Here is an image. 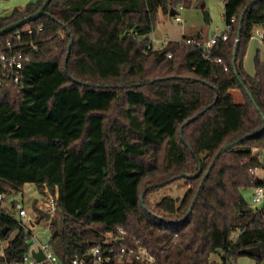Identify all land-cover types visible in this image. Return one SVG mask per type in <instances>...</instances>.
Masks as SVG:
<instances>
[{
    "label": "trees",
    "instance_id": "obj_1",
    "mask_svg": "<svg viewBox=\"0 0 264 264\" xmlns=\"http://www.w3.org/2000/svg\"><path fill=\"white\" fill-rule=\"evenodd\" d=\"M45 1L0 16V29ZM223 1L234 28L210 48L185 43L204 40L198 34L148 49L158 12L184 0H51L37 19L0 36L2 46L18 30L43 27L21 81L0 86V193L35 183L32 209L42 224L44 188H58L50 243L65 264L121 228L158 264H230L255 246L260 256L251 257L264 264V205L245 197L264 185L252 173L264 175L253 150L264 149V61L257 54L254 76L244 66L264 26V0ZM180 180L181 198L151 200ZM12 214L0 206V242L17 230L0 264H24L31 247Z\"/></svg>",
    "mask_w": 264,
    "mask_h": 264
},
{
    "label": "built area",
    "instance_id": "obj_2",
    "mask_svg": "<svg viewBox=\"0 0 264 264\" xmlns=\"http://www.w3.org/2000/svg\"><path fill=\"white\" fill-rule=\"evenodd\" d=\"M179 6L177 10L182 9ZM175 18L180 20V15L177 12ZM235 17L231 18V22L227 23V28L220 34L214 35L210 41L199 40L196 38H187L185 43L194 44L196 46L212 47L218 38L223 41L228 39V34L234 28ZM43 31V27L35 30L32 27H25L23 30L16 31L9 37L5 43L0 46V86L8 84H18L21 81L25 64L31 60L32 56L40 51L38 35ZM258 35L264 37V30L258 32ZM148 49L158 50L153 43L148 46ZM220 61V59H218ZM255 154L261 160L264 159V149L255 147ZM257 170H252L256 173ZM259 177L264 178L263 171ZM4 199V195L0 193V201ZM252 201L255 205H264V185H258L254 188ZM41 212L49 215L47 220L48 229L52 230V221L59 217V191L56 188L52 192L48 186L44 188V196L42 203L39 205ZM17 222L30 234L31 245L37 243V247L32 251H27L23 256L24 264H65L57 252L53 249L50 242H42L38 239L39 231L36 227L39 225L37 215L31 214L24 201L17 202L12 214ZM3 243L0 242V250H3ZM41 251L44 258L39 261L34 256V252ZM68 264H158L157 257L146 248L140 239H133L128 242L127 232L124 229H119V234L114 231L107 232L103 242L93 246L84 255L74 256Z\"/></svg>",
    "mask_w": 264,
    "mask_h": 264
},
{
    "label": "rangeland",
    "instance_id": "obj_3",
    "mask_svg": "<svg viewBox=\"0 0 264 264\" xmlns=\"http://www.w3.org/2000/svg\"><path fill=\"white\" fill-rule=\"evenodd\" d=\"M35 0H0V16L10 13L14 8L25 6L28 2ZM183 8L179 10L180 20H177L175 15L165 13L160 10L157 15V20L153 31L148 35L151 41L157 48H161L165 43L171 40L182 41L184 36L201 34L206 41H210L215 32H222L227 28V22L224 18V1L223 0H184ZM209 11L210 19L206 16L205 11ZM255 32V31H254ZM261 58V57H260ZM235 99L237 102L243 101L241 91L235 90ZM261 170H257L256 174L260 175ZM187 190L186 181L180 180L162 187L159 191L151 194L152 201L160 199L166 194H171L176 198H181ZM39 188L35 183L24 184L22 190L18 193L5 195L0 201L2 207H7L14 212L12 208L13 202L24 201L31 214L35 215L32 209V202L40 198ZM254 189L247 190L245 197L257 207L252 201ZM42 199L39 201V205ZM261 207V205H258ZM39 231L38 239L42 242H50L52 237L51 230L48 229L47 223L39 224L35 231ZM17 233L16 229L11 230L9 236L4 240V244ZM37 247V243L33 242L29 251ZM230 264H256L253 257L249 255H240L232 258Z\"/></svg>",
    "mask_w": 264,
    "mask_h": 264
},
{
    "label": "water",
    "instance_id": "obj_4",
    "mask_svg": "<svg viewBox=\"0 0 264 264\" xmlns=\"http://www.w3.org/2000/svg\"><path fill=\"white\" fill-rule=\"evenodd\" d=\"M50 2H51V0H46L38 11L30 14L27 17H24V18H22V19H20L18 21H15V22H13V23L1 28L0 29V36L4 35L6 33H9L11 31H13L14 29L22 27V26L28 24L29 22L37 19L39 16H41L43 13H45V9H46L47 5ZM176 13H177V9L172 7L171 11H170V14L174 15ZM205 13H206V16L208 17V19H210L209 18L210 17L209 11L206 10ZM239 35H240V33H239ZM198 116H199V114H196L193 119H196ZM182 135H183V132H182ZM228 147L223 148L222 151L226 150ZM183 176H187V175L183 174L182 177ZM164 184H165V182H163L161 185H164ZM192 208H193V204H192V206L190 208V211L192 210ZM60 211H62L61 207H60ZM64 225H65V218L62 216L59 219V230H63L64 229ZM7 231H8V228L7 227L4 228L3 235H5L7 233ZM239 253L242 254V255L257 256L258 257V256H260V248L258 246L250 247V248H244V249L240 250ZM34 256L37 257V259L39 261H41L44 258V255H43V253L41 251H38V252L35 251L34 252Z\"/></svg>",
    "mask_w": 264,
    "mask_h": 264
},
{
    "label": "crops",
    "instance_id": "obj_5",
    "mask_svg": "<svg viewBox=\"0 0 264 264\" xmlns=\"http://www.w3.org/2000/svg\"><path fill=\"white\" fill-rule=\"evenodd\" d=\"M177 12L179 13V10H177ZM224 18H225V16H224ZM261 30H264V26H260V27H257L255 29L254 35L252 36V38L249 41L247 53H246L245 61H244L245 69L252 76L255 75V57L257 56V54H259L261 59L264 61V37H261L258 35V32ZM222 32H215L213 34V36L218 35ZM189 36H194V35H189ZM202 38L204 39V37H202ZM152 43H153V41H152ZM234 91H233V93H234ZM234 95H235V93H234Z\"/></svg>",
    "mask_w": 264,
    "mask_h": 264
}]
</instances>
